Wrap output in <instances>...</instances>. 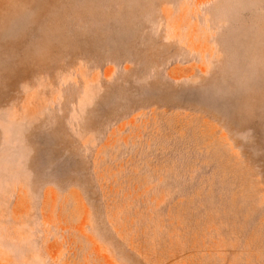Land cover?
Listing matches in <instances>:
<instances>
[{
    "label": "rangeland",
    "instance_id": "obj_1",
    "mask_svg": "<svg viewBox=\"0 0 264 264\" xmlns=\"http://www.w3.org/2000/svg\"><path fill=\"white\" fill-rule=\"evenodd\" d=\"M0 264H264V0H0Z\"/></svg>",
    "mask_w": 264,
    "mask_h": 264
}]
</instances>
